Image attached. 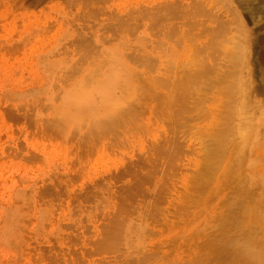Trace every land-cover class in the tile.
I'll use <instances>...</instances> for the list:
<instances>
[{
  "label": "rangeland",
  "instance_id": "rangeland-1",
  "mask_svg": "<svg viewBox=\"0 0 264 264\" xmlns=\"http://www.w3.org/2000/svg\"><path fill=\"white\" fill-rule=\"evenodd\" d=\"M172 7L178 16H171ZM243 23H253L256 32L250 36L245 25L242 31ZM120 40L129 41L130 51L121 49ZM239 45L250 51H240L241 64L232 57ZM161 54L170 62L157 60ZM123 58L133 74L149 69L157 74L150 81L147 76L131 81L136 93L116 90L115 108L110 100L103 112L100 104L91 111L73 106L70 87L87 91L86 80L99 60ZM246 60L257 65L255 81L263 87L258 100L264 104V10L244 8L239 0H0V264H249L244 250L253 243L242 251L237 244L242 254L237 255L230 236L248 228L236 241L245 234H252L250 241L245 237L248 244L264 238V124L249 140L252 145H244L246 188L261 191V199L253 200L251 190L238 196L236 187L246 190L238 178L222 179L239 138H229L221 150L212 147L225 121L234 65L248 69ZM73 72L82 75L73 79ZM85 109L101 114L90 116ZM258 205L263 211L251 214ZM242 207L250 210L238 223ZM221 212L224 223L218 220ZM229 224L240 229L231 232ZM253 225L256 231L248 232ZM223 231L231 235L221 234L222 239ZM215 236L230 239L233 252L226 241L227 249L214 243Z\"/></svg>",
  "mask_w": 264,
  "mask_h": 264
},
{
  "label": "bare ground",
  "instance_id": "bare-ground-1",
  "mask_svg": "<svg viewBox=\"0 0 264 264\" xmlns=\"http://www.w3.org/2000/svg\"><path fill=\"white\" fill-rule=\"evenodd\" d=\"M239 2H241V5L244 7V8H252V9H254V10H264V7L263 8H261V4L260 5H258V3H260V2H263L264 3V0H239ZM204 3H206L205 1H204ZM211 3V2H210ZM213 4V3H212ZM189 6V5H188ZM209 6V5H208ZM183 7V6H182ZM182 7H180V8H182ZM173 8V7H172ZM172 8L170 9H167L166 8V10H168L169 12L171 11H175V13L174 12H172L171 13V16L173 17L174 15H179L180 14V11H179V9L177 8V7H175V8H177L178 9V11H179V14L177 13V9H174L173 8V10H172ZM185 7H183L182 8V10L184 9ZM218 8H219V6H218ZM186 9V8H185ZM186 10H188V9H186ZM190 10V9H189ZM152 11H155V10H152ZM157 11V10H156ZM228 11V10H227ZM183 13V12H182ZM188 13V12H187ZM221 13V12H220ZM217 15V14H216ZM141 16V15H140ZM187 16V15H186ZM181 17V16H180ZM192 17V16H191ZM167 18V17H166ZM238 22V21H237ZM244 22V21H243ZM168 24V23H167ZM147 25V24H146ZM242 26H243V29L241 28V30L243 31V30H245L244 28V25L247 27L246 28V30H248L249 29V31H248V33H249V35L250 36H252L251 34H253L254 32H256V28L253 26V23H248L247 25L246 24H241ZM161 26H162V28L161 29H163V27H164V25H162V23H161ZM160 26V27H161ZM168 27H172V26H168ZM158 28V27H157ZM166 29V28H165ZM168 29V28H167ZM220 29V28H219ZM257 29H259V28H257ZM137 30V29H136ZM145 30V29H144ZM164 30V29H163ZM162 30V31H163ZM121 31V30H120ZM161 31V32H162ZM127 32V31H126ZM161 32H160V34H161ZM246 31H244V33H245ZM165 33H167L165 30L162 32V34L161 35H163V34H165ZM251 33V34H250ZM127 34V33H126ZM241 34H242V32H241ZM160 35V36H161ZM244 35V34H243ZM245 35H247V34H245ZM248 36V35H247ZM155 37V36H154ZM163 37H164V35H163ZM156 39V38H155ZM159 39H161V37L159 38ZM237 39V38H236ZM115 40V39H114ZM123 40H124V38H123ZM119 41L120 42V45H121V43L123 44V48H121V49H126L127 51H130L129 49H130V46H132L131 44H130V46H126L127 45V43H129V41L126 43V41ZM157 40V39H156ZM162 40V39H161ZM161 40H159V41H161ZM163 41V40H162ZM245 41V43L248 41V39H247V41H246V39L244 40ZM244 41L242 42V45H243V43H244ZM118 42V43H119ZM155 42V41H154ZM250 42V41H249ZM248 42V43H249ZM156 43H159L158 42V40H157V42ZM111 44V43H110ZM112 45V44H111ZM115 45H117V47H119L120 45H118V44H115ZM245 45V44H244ZM248 45V44H247ZM246 45V46H247ZM121 47V46H120ZM129 48V49H127V48ZM133 47V46H132ZM234 47H235V45H234ZM241 47V48H240ZM114 49H116V46L115 47H113ZM226 48V47H225ZM224 48V49H225ZM237 49H238V51H235L236 52V54H234L235 52H234V50H232L234 53L232 54V51H231V54H232V57H234V58H236L237 56H238V60L237 59H235V61H238L237 63H242V59H243V57L240 55L242 52H240V51H243V47L242 46H238L237 47ZM245 49H246V47H245ZM244 49V51H245V53H246V51H247V49L245 50ZM113 50V49H112ZM221 50V49H220ZM121 51H123V50H121ZM135 51V50H134ZM249 51V50H248ZM247 51V52H248ZM225 52V51H224ZM250 52V51H249ZM130 53V52H129ZM165 53V52H164ZM123 54H124V52H123ZM247 54H249V53H247ZM247 54H246V56H247ZM125 55V54H124ZM165 55H166V53H165ZM165 55H163V54H161L160 55V57L159 58H157V60H163V62H166V59H167V57H168V55H167V57L165 56ZM234 55V56H233ZM132 57V56H131ZM144 59H145V57H144V55L142 56ZM248 57H249V55H248ZM248 57H246V58H248ZM142 58V59H143ZM151 58V57H150ZM150 58H148V59H150ZM155 58V57H154ZM245 58V57H244ZM245 58V59H246ZM133 60H135L136 58L134 57V58H132ZM244 59V60H245ZM124 58H123V62H124ZM128 60V59H127ZM248 60V59H247ZM247 60H246V64H249L247 67H248V69L247 68H245L246 66H244L243 65V67H244V69H247L246 71L245 70H242L241 71V69H243V67H241V69L240 68H236V66L238 67V64L236 63L234 66H235V70H233V72H237V73H235V74H233L235 77H234V79H233V86H232V88H231V90H230V94H228L227 95V102H225V103H227L226 104V108L224 109L223 108V110H225V113L226 114H224L225 116H224V120L225 121H223V120H221L222 122V124L220 123V126L219 127H217V128H219V129H217L216 130V132L214 133V134H216V135H219L217 138H215L216 136L215 135H213L214 137H212V139H215V141H213L214 142V145L212 146V147H214V146H218V148L217 149H219V150H221L222 149V147L223 146H225L227 143H230V140H232V138L235 136V137H237V138H239L238 140V145H235V146H237V148H236V150L235 151H233V154L231 155V157H230V155H229V158H227V159H229L228 160V162H227V170H223L222 169V171L220 172L221 173V175H222V179H224V180H227V179H230V180H232V179H234V178H238V180H239V183L240 184H244L245 185V191H243L242 190V187L241 186H238V187H236L235 188V193L236 194H238V196H239V194H241L242 195V193L244 194V195H242L243 196V198H244V196H247L246 194L252 189L251 187H249V190H248V188H246L247 187V185H248V180H249V178H247V176H245L244 177V173H246L245 172V167H246V165H247V163H245V161H246V158H247V155L245 154V152H244V145H246V144H248L249 143V140H251L252 138H254L255 137V135H256V132H258L257 130L260 128V126L262 125V124H264V104L260 101V100H258V95H259V93L261 92V89L263 88L262 87V85H259V84H257V82L255 81V72H254V70H255V68H256V64H253V62H247ZM122 61H120V60H118V59H106V60H102L101 59V61L99 60V63H100V65L99 66H97V64L95 65V66H93V67H96V68H93L92 66H91V68H93L92 70L93 71H91L90 72V74H89V76H90V78L88 77V79L86 78V76H85V79H87L86 81H87V83L88 84H85L87 87L88 86H90V89H88L87 91L86 90H83V88H82V90H80L79 91V89L80 88H76V87H80V86H76V87H70V89H69V91H68V98L69 99H73V106H75V107H80V108H82V109H84V108H89L88 110H90L91 111V109L93 108V107H95L96 106V109H97V106H98V104H100L99 106H103V110L101 109V112H103L104 110H106L104 107L106 106L105 105V103L107 102V104H109L108 102H109V100H110V102L112 101L113 103H111V105L112 106H114L113 108H115L116 107V104H114V102H116V98L115 99H113L112 98V96L113 97H115L113 94H114V92L116 91V90H118V89H121V91H123V93L124 94H126V90H130L131 91V93L133 92V93H136L135 92V90H134V86L135 85H132V83H130L131 81H134L136 78H138V77H145V76H147V79L150 81L151 79H152V77L150 78V75H154L155 74V72L153 73L152 71H150V69L148 70V71H143V72H141L140 74L139 73H136V74H133V73H135V72H133V73H131V67H130V65H127V64H125V62L124 63H122ZM97 63H98V61H96ZM95 62V63H96ZM138 62V61H137ZM157 62H159V61H157ZM168 62H170L169 60H167V62L166 63H168ZM121 63V64H120ZM126 63H128L127 61H126ZM141 63V62H140ZM139 63V64H140ZM152 63V62H151ZM244 63V62H243ZM129 64V63H128ZM132 64H133V62H132ZM141 64H143V63H141ZM144 64H145V60H144ZM155 64V63H154ZM239 64V66H241ZM245 64V63H244ZM245 64V65H246ZM259 64V63H258ZM261 64V63H260ZM263 64V63H262ZM89 65H91V63H89ZM92 65H93V62H92ZM118 66V68L117 67H115V66ZM152 65V64H151ZM158 65V64H157ZM196 65V64H195ZM104 66V67H103ZM163 66V65H162ZM233 66V65H232ZM261 66V65H260ZM103 67V68H102ZM109 67H111L110 69H109ZM114 67L115 68H117L118 69V71H117V69L115 70L114 69ZM141 67H143V66H141ZM147 67V66H146ZM159 67H161V66H159ZM78 68H80V66L79 67H77V69L76 70H78V72H79V69ZM82 68V67H81ZM84 68H86V66L84 67ZM134 68H136V65H135V67ZM148 68V67H147ZM258 68V67H257ZM89 69H90V67H89ZM89 69H87V72H89L88 70ZM113 69V70H112ZM141 69H143V68H141ZM259 69V68H258ZM82 70H83V68H82ZM91 70V69H90ZM137 70V69H136ZM139 70V69H138ZM155 70V69H154ZM204 70V69H203ZM210 70V69H209ZM238 70V71H237ZM75 71V70H74ZM116 72V73H113V72ZM139 71H141V70H139ZM157 71V70H156ZM245 71V72H244ZM81 73L83 72V71H80ZM85 72V71H84ZM187 72V71H186ZM74 73V72H73ZM80 73V74H81ZM244 73V74H243ZM75 74V77H73V79H75L76 78V76H80V74H78L77 73V75H76V72L74 73ZM73 74V75H74ZM85 75L87 74V73H84ZM83 74V75H84ZM92 74V75H91ZM157 74V73H156ZM155 74V75H156ZM164 74V73H163ZM169 74V73H168ZM196 74V73H195ZM201 74V73H200ZM82 75V74H81ZM202 75V74H201ZM206 75V74H205ZM92 76V77H91ZM166 77V76H165ZM80 78V77H79ZM78 78V79H79ZM146 78V77H145ZM157 77H155L154 79H156ZM81 79H83V76H82V78ZM81 79H80V81H81ZM139 79V78H138ZM138 79H136V80H138ZM159 79V78H158ZM232 79V78H231ZM72 80V79H71ZM127 80H129V81H127ZM190 80V79H189ZM72 81H74V80H72ZM77 81V80H76ZM84 81V80H83ZM82 82V81H81ZM130 83L129 85L130 86H128L127 85V88H126V83ZM142 82H143V80H142ZM153 82H155L154 80H153ZM179 82V81H178ZM230 82V81H229ZM84 83V82H83ZM86 83V82H85ZM180 83V82H179ZM193 83V82H192ZM74 85L76 84L75 82L73 83ZM77 85H78V83H77ZM137 85V84H136ZM143 85V84H142ZM146 85H147V83H146ZM182 85V84H181ZM180 85V86H181ZM229 85V84H228ZM144 86V85H143ZM189 86V85H188ZM86 87V88H87ZM130 87H132V89L134 90H132V89H130ZM136 87V86H135ZM231 87V86H230ZM86 88H84V89H86ZM137 88V87H136ZM177 88V87H176ZM226 88V87H225ZM143 88H142V86H141V88L139 89H137V90H142ZM147 89V88H146ZM179 91V90H178ZM185 91V90H184ZM175 92V91H174ZM180 92V91H179ZM226 92V91H225ZM128 95V94H127ZM129 95H130V93H129ZM217 95H219L218 93H217ZM138 96V95H137ZM185 96V95H184ZM224 96V95H223ZM229 97V98H228ZM67 98V97H66ZM65 98V99H66ZM89 98L90 99H95V100H89ZM179 98V97H178ZM177 98V99H178ZM171 99V98H170ZM180 99V98H179ZM183 99V98H182ZM115 100V101H114ZM60 101V100H59ZM62 101H64L63 99H62ZM172 101H173V99H172ZM174 101H177V100H174ZM100 102V103H99ZM121 103H122V105H123V102L122 101H120ZM179 102V103H178ZM178 104H181V101L180 100H178ZM104 104V105H102V104ZM121 103H120V105H121ZM219 103V102H218ZM221 103V102H220ZM130 104V103H129ZM173 104H175V103H173ZM132 105V104H131ZM99 106H98V108H99ZM108 106V105H107ZM112 106H111V108L109 107V108H107V109H112ZM71 107V106H70ZM117 107H119V106H117ZM172 107V106H171ZM179 107H180V105H179ZM70 109H72V107L70 108ZM85 109V110H86ZM85 110H84V112H85ZM99 110V109H98ZM83 111V110H82ZM81 111V112H82ZM94 111H96V110H94ZM107 111V110H106ZM109 111V110H108ZM115 111V110H114ZM180 111H181V109H180ZM86 112L87 113H89V111H87L86 110ZM97 112V111H96ZM96 112L94 113V112H90L89 113V115L91 116V115H93L94 114V116H95V114H96ZM131 112V111H130ZM87 113H84L85 115H87ZM91 113H93V114H91ZM126 113V112H125ZM72 114V112L70 111V113H69V115H71ZM98 114L100 115L101 113L100 112H98ZM98 114H96L97 115V117L99 116ZM65 115H67V114H65ZM69 115H67V119H68V116ZM73 115H74V113H73ZM70 116V118L71 117H76V115H78V114H76L75 116ZM221 115H223V114H221ZM78 116H80V115H78ZM88 116V115H87ZM94 116H92V117H94ZM101 116H103V114L101 115ZM99 117L98 119H99V122H100V120H101V118H103V117ZM105 116V115H104ZM89 117V116H88ZM106 117V116H105ZM105 117H104V121H105ZM91 118V117H90ZM89 118V119H90ZM108 118V117H107ZM110 118V117H109ZM95 119V118H94ZM49 120H51V119H49ZM64 120V119H63ZM72 120H75V119H72ZM77 120V119H76ZM80 120H83L82 119V117L80 118ZM92 120V119H91ZM67 121H69V120H67ZM108 121V120H107ZM51 122V121H50ZM87 122H89V121H87ZM93 122V121H92ZM103 122V121H102ZM113 122V121H112ZM60 123V122H59ZM62 123V122H61ZM64 123V122H63ZM67 123V122H66ZM65 123V124H66ZM94 123V122H93ZM96 123H97V127H98V122L96 121ZM110 123V122H109ZM217 123V122H216ZM57 124H58V121H57ZM72 124V123H71ZM78 124V123H77ZM62 125V124H61ZM67 126H68V123L66 124ZM73 125V124H72ZM84 125H85V123H84ZM113 125V124H112ZM65 126V125H64ZM80 126V125H79ZM78 126V127H79ZM99 126H101V125H99ZM102 126H103V124H102ZM102 126H101V128H102ZM213 126H215V125H213ZM217 126V125H216ZM264 126V125H263ZM59 127H61V126H59ZM66 127V126H65ZM64 127V128H65ZM77 127V126H76ZM83 127V126H82ZM96 127V126H95ZM63 128V127H62ZM93 128V127H92ZM99 128V127H98ZM206 128V127H205ZM83 129V128H82ZM97 129V128H96ZM95 129V130H96ZM209 129V128H208ZM72 130V129H71ZM90 130V129H89ZM207 130V129H206ZM213 130V129H212ZM210 132V131H209ZM89 133V132H88ZM87 133V134H88ZM92 134L93 133H91V136H92ZM210 135V134H209ZM86 136H88V135H86ZM83 137V136H82ZM85 137V136H84ZM89 137V136H88ZM232 137V138H231ZM264 137V136H263ZM87 138V137H86ZM90 138V137H89ZM229 138H230V140H229ZM236 139V138H235ZM216 140H217V142H216ZM254 140V139H253ZM263 141V140H262ZM235 142V141H234ZM251 142H253V141H251ZM250 142V143H251ZM256 142V141H255ZM249 143V144H250ZM217 144V145H216ZM248 144V145H249ZM255 144H257V143H254V145ZM210 145V144H209ZM251 145H252V143H251ZM258 145V144H257ZM221 149H220V148ZM226 147V146H225ZM240 147V149H238ZM246 147V146H245ZM252 147V146H251ZM211 147H209L207 150L209 151V149H210ZM232 148V147H231ZM247 148H249V146L247 147ZM226 149V148H225ZM238 149V150H237ZM218 151V150H217ZM248 151V150H247ZM210 152V151H209ZM220 152V151H219ZM218 152V153H219ZM256 152V151H255ZM218 153H215V154H217L218 155ZM220 153H225L223 150H222V152H220ZM219 153V154H220ZM207 155H208V152L206 153ZM213 154V153H212ZM211 154V155H212ZM229 154V153H228ZM221 156V155H220ZM220 156H219V158H220ZM211 158L210 159H213V157L212 156H210ZM208 158V157H207ZM206 158V159H207ZM217 158H218V156H217ZM214 160H216V159H214ZM218 161L220 160V159H217ZM240 160H244V162L243 161H241L240 162ZM253 160V159H252ZM209 161V160H208ZM230 161V162H229ZM256 161V160H255ZM249 162H252L251 160H249ZM248 162V163H249ZM207 163V160L205 161V164ZM211 163L213 164V162L211 161ZM215 163H217V162H215ZM225 163H226V161H225ZM208 164H210V163H208ZM230 166H229V165ZM253 164V163H252ZM211 165V164H210ZM205 166V165H204ZM208 167H211V166H208ZM223 168H224V166H222ZM235 168H239V169H241L238 173H236L235 172ZM207 169V168H206ZM208 170V169H207ZM199 172H201V171H199ZM202 172H204V171H202ZM201 172V173H202ZM209 172H211V171H209ZM244 172V173H243ZM152 173V172H151ZM204 174V173H203ZM207 174H208V172H207ZM145 175V174H144ZM205 175H206V173H205ZM214 175V174H213ZM246 175V174H245ZM253 175V174H252ZM257 175V174H256ZM255 176V175H254ZM202 177V176H201ZM257 177V176H256ZM221 178V177H220ZM149 179V178H148ZM204 179V178H203ZM221 179V181H223ZM137 180V179H136ZM220 180V179H219ZM132 181V180H131ZM210 181V180H209ZM216 181H218V180H216ZM229 180H227L226 181V183L228 182ZM218 182H220V181H218ZM225 182V181H224ZM253 182V181H252ZM256 183V182H255ZM262 183H264V182H262ZM219 184V183H218ZM247 184V185H246ZM133 185H136V184H134L133 183ZM138 185H140V184H138ZM263 185V184H262ZM129 186V185H128ZM219 186V185H218ZM249 186V185H248ZM199 187V186H198ZM198 187H197V189H198ZM260 187V186H259ZM262 187V186H261ZM220 188V187H219ZM218 188V189H219ZM241 188V193H239L240 191H239V189ZM251 188V189H250ZM263 188H264V185H263ZM263 188H259L260 190L261 189H263ZM138 189V188H137ZM208 189H209V187H208ZM253 190V189H252ZM251 190V191H252ZM255 190H257V192L259 191L258 189H255ZM234 191H232L233 193H234ZM243 191V192H242ZM246 191H248V192H246ZM250 191V192H251ZM200 192H201V190H200ZM224 192V191H223ZM256 191H255V193H253V191H252V196H251V194L249 193L248 195H250L251 196V198H253V200L255 199V200H257V199H261V191H260V193L258 192L257 193ZM232 194V193H231ZM264 194V193H263ZM205 195V194H204ZM207 195V194H206ZM240 195V196H241ZM201 196V195H200ZM264 196V195H263ZM262 196V197H263ZM215 197V196H214ZM232 197H234V194H233V196ZM260 197V198H259ZM236 198V197H235ZM235 198H233L231 201H233V202H235V204H236V199ZM243 198H241L240 197V199H243ZM251 198H249L250 200H251ZM240 199H237V201H240ZM246 199H248V198H245V199H243V201H245ZM199 200V199H198ZM227 201V200H226ZM242 201V200H241ZM209 202V201H208ZM246 202H248V201H246ZM254 202V201H253ZM253 202H251V203H253ZM258 202V201H257ZM230 203V202H229ZM250 203V202H249ZM250 203V204H251ZM254 203H256V201L254 202ZM234 203H232L231 205H233ZM234 204V205H235ZM238 204V203H237ZM240 204V203H239ZM238 204V207L239 206H242L241 204L239 205ZM246 204V203H245ZM256 204H259V203H256ZM221 205V204H220ZM227 205V204H226ZM255 205V204H254ZM248 206V205H247ZM226 207V206H225ZM232 208L233 206H230L229 205V208ZM236 207V206H235ZM243 207H246V206H244V203H243ZM241 208V209H243V210H240V213L241 214H239V220H236V221H238V223H240L239 221L240 220H244V219H240L241 217H243V216H241L240 217V215H243L242 213L244 212V210L246 209L247 211H249L250 209H247V208ZM256 207V206H255ZM254 206H253V208H255ZM258 207H259V205L257 206V208L256 209H258ZM234 208V207H233ZM248 208H250V207H248ZM252 208V209H253ZM225 209V208H224ZM228 209V206L226 207V209L225 210H227ZM237 209V208H236ZM256 209H253L254 211H253V213H251V214H258L260 211H263V210H260V209H258L259 211L258 212H256L255 210ZM235 210V209H234ZM245 210V211H246ZM217 211H219V210H217ZM227 211H229L230 212V209L229 210H227ZM215 213H216V211H214ZM213 212V213H214ZM226 211H224V213H225ZM236 212H238V211H236ZM255 212V213H254ZM224 213L223 212H221V213H219V215L221 216H219L218 215V217L217 216H215V219L216 218H219L220 217V219H218L219 220V222H221L222 223V221H223V223H224V220L226 219H224V220H222L223 218H222V215H224ZM227 213V212H226ZM235 213V212H234ZM233 213V215H235ZM245 213V212H244ZM247 213V212H246ZM250 212H248V214H249ZM260 213H263L264 214V212H260ZM216 214H218V213H216ZM228 214V213H227ZM230 214V213H229ZM228 214V215H229ZM251 214H249L250 216H251ZM231 215V214H230ZM260 215V214H259ZM214 216V215H213ZM225 216V215H224ZM246 216H247V214H245V218H246ZM264 216V215H263ZM226 217H228L227 215H226ZM238 217L236 218V219H238ZM243 217V218H244ZM248 217V216H247ZM252 217V216H251ZM250 217V218H251ZM256 217V216H255ZM222 218V219H221ZM260 218V217H259ZM247 219H249V218H247ZM258 219V218H257ZM213 220H214V217H213ZM220 220H222V221H220ZM227 220V219H226ZM229 220H231V217H229ZM252 220V218L250 219V221ZM211 221V220H210ZM233 222H234V220H232ZM245 221V220H244ZM243 221V222H244ZM247 221H249V220H247ZM253 221V220H252ZM251 221V222H252ZM254 221H256V220H254ZM259 222H260V220H258ZM264 221V220H263ZM209 222V221H208ZM212 222V221H211ZM214 222V221H213ZM216 222V221H215ZM227 222V221H226ZM250 222V225L252 224ZM258 222V223H259ZM218 222H216V224L215 225H218V226H216V228H220L219 227V224H217ZM237 223V222H236ZM237 223V224H238ZM242 223V222H241ZM214 224H212V225H214ZM248 225L249 226V223H243V225ZM209 225V224H208ZM226 225H228V224H226ZM225 225V226H226ZM243 225H241L242 227H243ZM244 225V227H246ZM254 225H256V223L254 222ZM254 225H253V227H249V230H248V232L249 231H251L250 229H254ZM258 225V224H257ZM262 225H263V223H262ZM207 228L206 229H208V227L209 226H211V225H209V226H207V225H205ZM237 225H235L234 227H235V230H236V228L237 229H240L239 228V226L240 225H238L237 227H236ZM259 226H260V223H259ZM223 226L221 225V228H222ZM228 226H226L225 227V229L227 228ZM234 227H232V228H234ZM241 227V228H242ZM211 228H212V226H211ZM231 227H230V224H229V229L231 230L232 229ZM213 229V228H212ZM211 229V230H212ZM228 229V228H227ZM226 229V232H230V231H228ZM246 229H248V228H246ZM245 229V230H246ZM258 229V228H257ZM219 230V229H218ZM221 230V229H220ZM219 230V231H220ZM242 230H244V228L242 229ZM241 230V233L243 232ZM245 230H244V232H245ZM255 231H256V229H254ZM253 230V231H254ZM261 230V229H260ZM213 231H214V229H213ZM216 231V230H215ZM234 230L232 229V231L231 232H233ZM224 232V231H223ZM206 233V232H205ZM205 233H203V235L205 234ZM210 233V232H209ZM209 233H207V234H209ZM220 233V232H219ZM240 233V234H241ZM253 233V232H252ZM257 233V232H256ZM218 234V233H217ZM217 234H214V235H217ZM221 234H226L225 232L224 233H220V236H219V234H218V236L219 237H221L222 238V235ZM240 234H238L239 236H240ZM255 233H253V235H254ZM263 233H261V235H262ZM104 235V234H103ZM209 235H213L212 233H210ZM227 235V234H226ZM231 235V234H230ZM230 235H227L228 237L230 236ZM237 234L236 235H234V234H232L230 237L232 238V236L235 238V237H237L238 236ZM261 235H259L258 234V236H261ZM105 236V235H104ZM107 236V235H106ZM246 236H248L247 238H246V240H245V237ZM250 236H252V234L250 235H244V240L245 241H250V240H248V238L250 237ZM73 237V236H72ZM109 237H110V235H109ZM218 237V238H219ZM208 238H210V239H212L211 237H208L207 235H206V239H208ZM216 238H217V236H215V240H216ZM217 238V239H218ZM220 238V239H221ZM234 238H232L233 240H235L234 242H237V243H233V244H236V246L235 245H232L231 244V246H230V248H233L234 246H235V248L238 246L237 244H240L239 246H241L240 248H239V246H238V248H239V250L240 251H242V247H243V249H245V248H247V247H249L250 245H252L251 243H253V246L251 247H249V248H247L246 250H244V253H245V256H246V260L249 262V264H264V238H261L260 240H258L257 241V238L258 237H256V239L254 240L255 242H249L250 244H248V242H244V240L242 241V242H240V241H236V238L234 239ZM252 238V237H251ZM260 238V237H259ZM206 239H204V240H206ZM222 239H224V238H222ZM226 239V238H225ZM227 239H229V238H227ZM241 239V238H240ZM250 239V238H249ZM253 239V238H252ZM213 240V239H212ZM214 240V243L216 242H219L220 241V243H221V247L224 249V247L225 246H222L223 244H225L224 243V241H226V240H224L223 242L221 241V240H219L218 239V241L216 240L215 241ZM104 241V240H103ZM229 241V242H228ZM228 241H226V243H228V248H229V243H231L230 242V239L228 240ZM73 242V241H72ZM105 242V241H104ZM108 243H109V241H107ZM211 242H213V241H211ZM210 241H209V244H212ZM238 242H240V243H238ZM244 242V243H243ZM63 243H64V241H63ZM213 243V244H214ZM220 243H218V244H220ZM241 243H243L242 245H241ZM246 243V244H245ZM98 244V243H97ZM200 245H202V244H200ZM217 245V244H216ZM215 244H214V246H216ZM226 246H227V244H225ZM244 245H248L247 247L246 246H244ZM64 246V245H63ZM93 246V245H92ZM119 246V245H118ZM214 246H212V247H214ZM62 247V246H61ZM65 247H67V246H65ZM203 247V246H202ZM211 247V249H213V250H215V252H216V249H214V248H212ZM245 247V248H244ZM118 248H120V247H118ZM205 248V247H204ZM216 248H218V245H217V247ZM221 248V249H222ZM227 249V247H225V249H227L228 251L229 250H231V249ZM238 248H236V250H238ZM116 249V248H115ZM219 250V248H218V251L216 252V253H218L219 251L221 252L222 250ZM118 250V249H117ZM208 250V249H207ZM211 251V252H209V254L210 255H212L211 253H213V254H215L214 253V251ZM239 250L238 251H236V253L237 252H239ZM210 251V250H209ZM226 251V250H225ZM235 251V250H234ZM85 252V251H84ZM207 253H208V251H206ZM219 252V253H220ZM229 252H233V249L231 250V251H229ZM81 253V252H80ZM90 253V252H89ZM205 253V252H204ZM218 253V254H219ZM223 253V251L221 252V254ZM95 254H96V252H95ZM99 254V253H98ZM203 254V253H202ZM208 254V255H209ZM217 254V255H218ZM226 254V253H225ZM224 254V255H225ZM230 254V253H229ZM233 254H235V253H233ZM217 255H216V259H217ZM220 255V254H219ZM223 255V256H224ZM227 256H228V252H227V254H226ZM225 255V256H226ZM237 255H242L241 254V252L240 253H237ZM199 256H201V254L199 255ZM214 255H212V257H213ZM226 256V257H227ZM232 256H234V255H232ZM80 257V256H79ZM203 257H205L204 256V254H203ZM207 257H209V256H207ZM215 257V256H214ZM202 258V256L200 257V259ZM220 258V257H219ZM221 258H222V256H221ZM221 258L220 259H217V260H220V262L222 261V263H224V261L223 260H225V259H223L222 258V260H221ZM230 258L232 259L233 257H231V255H230ZM230 258H229V260H230ZM94 259V258H93ZM200 259H198V261L200 260ZM212 259H214V258H212ZM216 259H214V260H216ZM234 259H235V257H234ZM240 259H241V257H240ZM240 259L238 258H236L235 260H238V261H240ZM202 261H204L203 259H201ZM206 260H208V258L206 259ZM228 260V259H227ZM243 260H244V263L246 262V260L245 259H242V261L241 262H243ZM201 261V262H202ZM209 261V260H208ZM208 261H206V262H208ZM234 261V260H233ZM232 261V262H233ZM237 261V262H238ZM88 262V261H87ZM106 262V261H105ZM214 261L212 260V263H213ZM215 262H217V261H215ZM215 262H214V264H215ZM232 262L231 261H228V262H226L227 264L229 263H231L232 264ZM236 262V263H237ZM204 263H205V261H204ZM212 263H209V264H212ZM218 263V262H217ZM216 263V264H217ZM226 263H224V264H226ZM234 264H235V262H234ZM238 264H242V263H240V262H238ZM245 264H247V262L245 263Z\"/></svg>",
  "mask_w": 264,
  "mask_h": 264
}]
</instances>
